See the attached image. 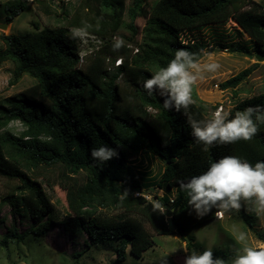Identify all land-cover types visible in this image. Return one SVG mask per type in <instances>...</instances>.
Masks as SVG:
<instances>
[{"label":"trees","instance_id":"16d2710c","mask_svg":"<svg viewBox=\"0 0 264 264\" xmlns=\"http://www.w3.org/2000/svg\"><path fill=\"white\" fill-rule=\"evenodd\" d=\"M145 2L133 0L126 6V0H79L74 15H66V23L106 40L85 59L78 54L75 38L68 35L65 25L35 34L1 36L4 48L0 49V65L7 61L16 65L10 84L24 75L35 80L27 90L0 99V180L12 183L10 190L0 195V206L7 204L13 214L22 211L35 222L24 234L10 235L18 242L43 232L48 224L58 223L40 182L29 175L34 169L61 166L73 175L86 173L82 185L65 187L70 214L63 226L84 232L93 246L116 243V262L121 263L128 253L142 258L154 246L149 219L158 235L179 234L184 239L188 230L216 218V209L204 217L196 216L179 187L180 180L201 174L227 155L238 156L253 166L264 161V123L250 141L218 145L205 152L191 136L183 111H168L158 94L149 96L142 88L150 75L174 58L177 49L186 48L197 53L198 60L203 58V46L182 40L181 33L192 34L232 21L252 42L256 54L264 55V5L255 0H155L145 34L137 41L140 32L136 21ZM7 9L9 24L24 6L13 4ZM62 11L68 12L64 6ZM124 26L133 33L125 38L132 46L125 43L118 52L113 51V38ZM118 58L123 62L115 66ZM256 65L229 78L220 88H238ZM192 96L195 103L189 114L197 120L210 118L208 105L195 92ZM255 105H264V92L238 102L229 112L230 118ZM14 122L23 127L19 134L9 128ZM105 144L116 148L119 157L101 165L90 152ZM145 155L165 161L157 187L174 190L173 199L169 194H149L157 200L153 203V198L142 192L143 184L130 162ZM136 192L140 195L135 196ZM159 204L174 210L176 231L169 228ZM238 214L253 228L256 217L245 212L243 202ZM258 236L264 242V235Z\"/></svg>","mask_w":264,"mask_h":264},{"label":"rangeland","instance_id":"374dc122","mask_svg":"<svg viewBox=\"0 0 264 264\" xmlns=\"http://www.w3.org/2000/svg\"><path fill=\"white\" fill-rule=\"evenodd\" d=\"M132 1L126 0V6H130ZM255 1L264 5V0ZM154 2L155 0H146L143 12L137 18L136 27L140 32L137 41L145 34L149 12ZM19 3L24 6V10L8 24L7 18L10 12L7 6ZM78 4L79 0H1L0 24H8V26L4 30L0 29V49L4 48L2 35L35 34L41 30H58L65 25L68 26V35L75 38L78 54L85 59L106 40L87 31L74 29L66 23V15L71 18ZM63 6L67 8L68 14L62 11ZM132 34L124 26L114 38H123L127 43L125 38H130ZM181 37L182 40L187 39L192 44L195 42L201 44L202 50L212 53L211 58L203 56L199 60L201 65L212 61L221 65L216 73H203V78L198 79L193 86L192 92L208 105L210 116L220 107L229 113L241 100L264 92V60L257 61L254 45L234 22L228 21L225 25L210 26L192 34L181 33ZM127 44L132 46L130 43ZM136 52L137 47L133 49L132 54ZM255 64L257 67L238 88L234 90L220 88V84ZM15 67L12 61L0 65V99L23 92L35 84L32 77L24 75L11 85ZM9 128L16 134L23 131L19 122L11 123ZM130 166L138 174L143 184L142 192L147 193L149 199L154 195L163 197L165 194L174 198V190L167 191L166 188L160 190L157 187L166 166L163 159L152 155L133 157ZM29 175L40 182L46 197L54 207V217L58 223L48 224L43 232L30 234L23 242H18L10 235L24 234L35 222L29 220L22 211L13 214L7 204L1 205L0 264H184L186 255L191 252H201L205 248H211L219 253L221 258L226 257L231 262L234 249L240 246L235 238L240 232L247 235L246 243L249 246L264 247V242L258 236V234L264 235V214L257 215L250 202H243L245 212L256 217L253 220V228L248 227L240 218L238 211L233 210L225 213L221 220L214 219L210 223L188 230L182 239L179 234L158 235L152 219H149L154 246L144 252L142 258H136L128 253L124 262L117 263L114 251L116 243L93 246L84 232L75 228L66 229L63 226L66 224L65 217L70 214L65 187L73 184L82 185L86 173L73 175L67 173L63 167L55 166L34 169ZM11 185L12 183L7 180H0V195L6 194ZM109 211H112V207ZM139 211L145 214L143 209ZM44 223L47 224V221L44 220ZM127 251L129 252V249Z\"/></svg>","mask_w":264,"mask_h":264},{"label":"clouds","instance_id":"9594fccd","mask_svg":"<svg viewBox=\"0 0 264 264\" xmlns=\"http://www.w3.org/2000/svg\"><path fill=\"white\" fill-rule=\"evenodd\" d=\"M124 45L123 38H114L112 50L118 52ZM200 55L212 57V53L206 50H201ZM122 62V58L117 59V64ZM220 67L215 61L201 65L197 53L181 48L176 50L174 58L166 66L159 67L142 84L149 96L158 94L163 99V107L168 111H183L191 136L196 143L203 145L205 152L218 145L250 141L259 133V124L264 123V105L247 107L235 112L231 118L222 109L215 110L206 120L194 119L189 114L190 106L195 103L193 86L203 78V73H216ZM90 155L101 165L119 157L116 148L107 144L91 149ZM179 187L186 193L188 205L197 217H204L213 209L217 210L218 216H223L233 210L238 211L242 202H250L257 215L264 214V161H258L253 166L238 156H223L201 174L193 175L187 181L180 180ZM159 210L162 213L165 211L163 205L159 206ZM235 238L240 246L234 249L230 264H264V247L249 246L244 232ZM184 264L228 262L215 256L211 248H205L186 255Z\"/></svg>","mask_w":264,"mask_h":264},{"label":"water","instance_id":"95a60500","mask_svg":"<svg viewBox=\"0 0 264 264\" xmlns=\"http://www.w3.org/2000/svg\"><path fill=\"white\" fill-rule=\"evenodd\" d=\"M8 26V24H0V29L4 30L6 29ZM256 59L257 61H263L264 60V55H259V54H256ZM152 202L155 203L157 202V200L155 198L152 199ZM161 204H159L160 206ZM165 208V211H164V214L167 218V223L169 225V228L172 230V231H176L177 229V226L176 224L174 223V220H173V217H172V213H173V209H169L168 206H163Z\"/></svg>","mask_w":264,"mask_h":264},{"label":"built area","instance_id":"2783aa9c","mask_svg":"<svg viewBox=\"0 0 264 264\" xmlns=\"http://www.w3.org/2000/svg\"><path fill=\"white\" fill-rule=\"evenodd\" d=\"M12 1H17V0H12ZM226 50H227V49H226ZM115 64H116V66L119 65V64H117V61H116ZM217 87H218V85H217ZM218 109H222V110H223V108H221V107L218 108ZM139 195H140V193H138V192L135 193V196H139ZM148 199H149V197H148ZM216 219H217V220H221V219H223V216H218V215L216 214Z\"/></svg>","mask_w":264,"mask_h":264}]
</instances>
